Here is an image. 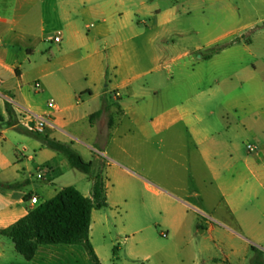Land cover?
<instances>
[{"label":"crops","instance_id":"crops-1","mask_svg":"<svg viewBox=\"0 0 264 264\" xmlns=\"http://www.w3.org/2000/svg\"><path fill=\"white\" fill-rule=\"evenodd\" d=\"M24 109L49 117L43 134ZM242 135L257 142L246 154ZM44 138L106 160L100 210L117 187L134 198L143 187L164 213L162 235L177 242L165 254L140 239L131 261L184 262L181 243L196 249L190 213L203 208L210 238L193 264H248L251 242L264 244V0H0V231L36 208L32 197L41 204L69 187L57 184L77 169ZM142 157L154 162L152 186L134 170ZM78 190L91 198L93 182ZM100 210L93 248L101 264H127L96 246ZM84 247L41 246L28 261L0 235V263L92 264Z\"/></svg>","mask_w":264,"mask_h":264},{"label":"rangeland","instance_id":"rangeland-1","mask_svg":"<svg viewBox=\"0 0 264 264\" xmlns=\"http://www.w3.org/2000/svg\"><path fill=\"white\" fill-rule=\"evenodd\" d=\"M218 31H221L216 26V35ZM245 35V34H244ZM208 37L205 38L207 41ZM247 38H244L246 41ZM204 54V53H202ZM201 54H195V57H199ZM237 60H242L244 63H247L252 68H257L258 71H261V65L259 62H256L254 58L250 57L248 52H237ZM241 57V58H240ZM237 98L241 97L239 89L233 93ZM205 110L215 109L216 102L211 104H206ZM221 109V107L219 108ZM239 143H241L243 153H247V147L249 145L256 146L257 142L252 139L249 135H242L239 138ZM141 143V142H140ZM143 150L140 149V152L143 156ZM86 162H93V172L94 174L102 173V165L106 163V160L99 154L93 153L91 158L84 159ZM100 165V168L96 166ZM130 166V165H128ZM154 162L150 161L148 158L142 157V164L140 167L135 168L134 170L141 173L145 176L146 181L152 186L153 182L148 177V171L150 168L155 169ZM131 167V166H130ZM98 170V171H97ZM141 171V172H140ZM91 179L88 175L81 173L78 170L71 171L70 174L62 178L57 185L59 186H71L74 185L78 187L77 189L84 190V187H91ZM193 186V185H191ZM138 195L134 198L129 192H124L118 187L115 190L111 191L112 200L111 206L108 209L97 211L96 214H99L105 218V222L99 229H94L93 239L96 243V246L100 247L103 252H107L110 256L115 259L117 256H121L127 260V264H165L159 263L160 256L154 258L151 262H133L129 259L128 254L131 249L138 245L140 239H146L147 243H153V245L158 248L161 247L163 253L170 252L173 241L177 242V239L174 240L172 233L169 234L168 238L164 237L162 234L167 233V228L165 227L166 219L165 215L161 211H155L152 204L151 195L144 190L143 187L138 188ZM194 190V189H193ZM194 211H191L190 216L192 221V226L190 228L189 234L186 235L187 241H193L192 246H196V249L193 250V247L190 248V252L186 251V246L184 243H181L180 251L185 250V253H179L182 261L180 264H193L195 256L198 253V246L205 239H209V234H202L203 230H207L206 220L210 219L209 213L205 210L194 208ZM196 212V213H195ZM213 224H216L213 222ZM142 228V231L137 232ZM252 248L249 257L248 264H264V244H258L257 242L252 241ZM253 247L257 250H253ZM85 248V247H84ZM106 249V250H105ZM172 253V252H171ZM174 253V251H173ZM69 260H62L59 262H53L55 264H67ZM15 263V262H13ZM1 264V263H0ZM172 264H175L172 262ZM229 264V263H228Z\"/></svg>","mask_w":264,"mask_h":264},{"label":"trees","instance_id":"trees-1","mask_svg":"<svg viewBox=\"0 0 264 264\" xmlns=\"http://www.w3.org/2000/svg\"><path fill=\"white\" fill-rule=\"evenodd\" d=\"M239 41L237 39L234 42ZM228 45L217 46L210 55L218 53ZM99 115L97 113L91 119ZM42 141L64 154L73 168L90 177L93 182L92 197L84 196L74 186L65 187L53 199L41 203L17 223L0 231V235L12 240L17 253L28 261L35 257L41 246L83 244L92 264H101L90 241V233L93 211L108 205L104 176L101 172L95 175L94 164L84 161L70 146L46 138ZM253 250L257 248L253 247Z\"/></svg>","mask_w":264,"mask_h":264},{"label":"built area","instance_id":"built-area-1","mask_svg":"<svg viewBox=\"0 0 264 264\" xmlns=\"http://www.w3.org/2000/svg\"><path fill=\"white\" fill-rule=\"evenodd\" d=\"M60 40H61L60 36H56L54 38V41L57 42V43H59ZM35 87L37 89H41V84L40 83H36ZM48 107L50 109H56V105H55V103L53 101H51L48 104ZM24 112H25L26 116L32 122L31 131L36 133V134H43L45 129H46V127L50 124L49 117H47V116H39V115H37V114H35V113H33V112L29 111V110H26V109H24ZM248 149L249 150H253V147L252 146H248ZM41 179H45V178H43V176H41ZM30 202H31L32 206H34V207H37V206L40 205V202H39L37 197H32L30 199Z\"/></svg>","mask_w":264,"mask_h":264}]
</instances>
